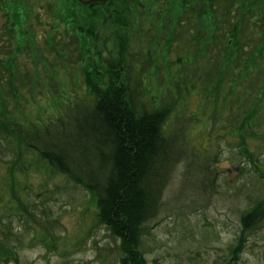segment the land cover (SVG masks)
Returning a JSON list of instances; mask_svg holds the SVG:
<instances>
[{
  "label": "trees",
  "instance_id": "trees-1",
  "mask_svg": "<svg viewBox=\"0 0 264 264\" xmlns=\"http://www.w3.org/2000/svg\"><path fill=\"white\" fill-rule=\"evenodd\" d=\"M229 6L223 5L222 12L232 26L226 34H214L202 66L189 58L192 46L198 44L190 34L192 16L185 14L177 22L172 43L180 71L169 87L148 92L143 79L151 63L143 59L140 48L129 55L128 63L122 65V58L120 67L118 58L109 59L102 84L105 75L98 73L94 78L85 72L80 87L69 89L68 95L57 94L52 117L25 125L13 120L0 123V158L6 154L5 162L18 163L23 170L25 157H36L40 161L36 166L48 167L51 176L59 175L63 183L87 192L94 203L93 224L87 232H107L120 249L119 264H146L144 237L156 225V218L160 221L170 213L184 218L185 210L187 215L200 214L218 195L232 199L240 193L247 195L249 207L234 209L238 221L233 242L211 264H238L239 253L251 245L252 236L259 235L264 242V59L260 54L264 49V17L240 7L228 11ZM226 50H234L237 60L225 82L230 84L218 89ZM233 79L237 80L234 86ZM209 93L211 102L218 104L212 113L220 118L222 130L233 136L217 134L213 141H207L210 148L200 150L191 141L193 126L202 117L189 108V100L183 101L197 94L208 106ZM223 154L229 161L227 169L219 165ZM180 165L185 167V175L179 173L172 190L174 170ZM228 172L234 173V178L227 179ZM188 173L193 177L197 174V179L189 182L199 181V198H186L188 186L180 178L186 180ZM49 184L48 180L44 184V196L62 186L56 183L49 189ZM251 185L259 190L255 196L246 190ZM24 207L34 215L39 211L37 219L53 232L48 248L55 251L61 239L54 230L61 227L59 216L43 202L30 210L25 203ZM17 209L22 215L23 209ZM12 225L11 220L6 231L0 229V243L9 245L12 236L21 241L22 235ZM9 251L13 253L4 257L6 263L17 259L16 250Z\"/></svg>",
  "mask_w": 264,
  "mask_h": 264
},
{
  "label": "rangeland",
  "instance_id": "rangeland-1",
  "mask_svg": "<svg viewBox=\"0 0 264 264\" xmlns=\"http://www.w3.org/2000/svg\"><path fill=\"white\" fill-rule=\"evenodd\" d=\"M92 3L0 0V123L13 120L25 125L52 117L58 104L57 94L68 95L69 89L80 87L85 72L89 71L92 77L98 73L105 75L100 81L102 84L106 81L109 59L118 58L120 67L122 58L125 60L122 65L128 63L129 55L139 52L140 48L143 59H150L151 63L143 79L148 92L154 94L169 87L180 71L172 40L177 22L185 14L192 16L190 34L194 35L195 43L198 41L188 53L189 58L200 66L210 43L215 40L214 34H226L232 26L222 12L223 5L230 4L228 11L240 7L244 12L264 17V0H107ZM231 41L229 38L228 43ZM260 54L264 59V49ZM136 59L138 65V56ZM236 60L234 50L224 52L218 89L230 84L225 82ZM259 62L261 59L256 65ZM235 79L240 82V77ZM237 80L233 79L232 86ZM206 97L208 106L197 94L183 101L185 104L189 100V108L202 117L201 122L193 126L191 141L200 150L209 147L207 141H213L217 134L233 136L229 130H222L220 118L212 113V109L218 107L217 102H211L210 93ZM7 159L6 154L0 158V229L6 231L5 225H10L12 220V227L22 237L20 241L12 236L7 242L9 245L0 243V264H119L120 249L109 234L104 230L94 234L87 232L93 224L91 214L94 211L93 200L87 192L63 183L59 175L51 176L48 167L36 166L35 163L40 162L36 157H25L23 170L18 163L5 162ZM221 159L219 165L229 168L225 154ZM184 171L183 165L175 168L170 189L176 188L179 173L185 175ZM189 174L185 178L187 181L180 178L181 183L188 186V200L194 199L193 195L199 198L201 193L196 188L199 181L189 182L196 180L197 174L195 177ZM227 177L234 178V173L228 172ZM47 180L51 183L47 186L49 189L56 183L62 186L44 196L42 189ZM227 187L225 183L224 188ZM246 190L253 194L259 191L252 185ZM245 198L248 196L241 193L235 199L218 195L200 214L187 215L185 210L184 218L171 213L160 221L156 218V225L144 237L142 248L146 264H211L218 260L233 242L238 221L235 210L249 207ZM42 202L60 218L61 227L54 229L61 237L55 251L48 248L53 232H48L37 219L39 211L36 210V216L24 207L25 203L30 210L36 205L40 207ZM17 208L23 209L22 215L17 213ZM251 238V245H246L239 253L238 264H264L263 237ZM100 245L102 249H98ZM254 245L257 246L251 248ZM10 248L16 250L17 259L6 263L4 257H11L13 253L10 254Z\"/></svg>",
  "mask_w": 264,
  "mask_h": 264
},
{
  "label": "water",
  "instance_id": "water-1",
  "mask_svg": "<svg viewBox=\"0 0 264 264\" xmlns=\"http://www.w3.org/2000/svg\"><path fill=\"white\" fill-rule=\"evenodd\" d=\"M77 1H79L80 3H83V4H90V3L96 2V1L103 2V1H107V0H77Z\"/></svg>",
  "mask_w": 264,
  "mask_h": 264
},
{
  "label": "bare ground",
  "instance_id": "bare-ground-1",
  "mask_svg": "<svg viewBox=\"0 0 264 264\" xmlns=\"http://www.w3.org/2000/svg\"><path fill=\"white\" fill-rule=\"evenodd\" d=\"M194 196H195V198H197L196 195H194Z\"/></svg>",
  "mask_w": 264,
  "mask_h": 264
}]
</instances>
